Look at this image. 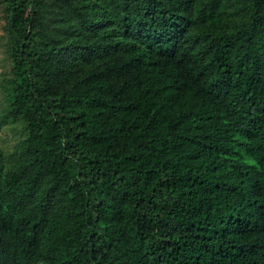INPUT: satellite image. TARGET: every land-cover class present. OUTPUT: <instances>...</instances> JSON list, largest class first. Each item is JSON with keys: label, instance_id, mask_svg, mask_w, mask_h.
Here are the masks:
<instances>
[{"label": "trees", "instance_id": "1", "mask_svg": "<svg viewBox=\"0 0 264 264\" xmlns=\"http://www.w3.org/2000/svg\"><path fill=\"white\" fill-rule=\"evenodd\" d=\"M1 11L0 264H264V0Z\"/></svg>", "mask_w": 264, "mask_h": 264}, {"label": "rangeland", "instance_id": "2", "mask_svg": "<svg viewBox=\"0 0 264 264\" xmlns=\"http://www.w3.org/2000/svg\"><path fill=\"white\" fill-rule=\"evenodd\" d=\"M0 20V113L7 105V90L8 84L4 81L5 78L12 76V60L9 54L10 36L4 28L5 20L1 11ZM22 128L19 122L8 124L0 129V145L9 152L12 150L21 137Z\"/></svg>", "mask_w": 264, "mask_h": 264}]
</instances>
